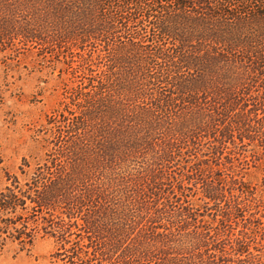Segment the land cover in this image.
I'll return each mask as SVG.
<instances>
[{"label":"rangeland","instance_id":"obj_1","mask_svg":"<svg viewBox=\"0 0 264 264\" xmlns=\"http://www.w3.org/2000/svg\"><path fill=\"white\" fill-rule=\"evenodd\" d=\"M34 1L0 0V193L19 185L30 194L0 206V264H264V0L248 3L256 19L234 29L196 26L177 37L170 28L165 39L149 29L144 41L166 42L172 58L134 85L114 74L126 82L117 85L127 94L122 104L145 121L121 170L78 167L99 203L114 206L104 210L114 232L99 235L86 222L96 203L81 193L70 213L40 208L33 180L44 164L57 178L72 158L62 133L69 142L97 133L71 92L90 91L93 79L108 85L110 61L96 54L86 63L73 31L54 26L57 17L42 15L44 0ZM36 11L50 31L37 39L24 29ZM181 49L190 55L180 58ZM109 120L113 140L132 134Z\"/></svg>","mask_w":264,"mask_h":264},{"label":"trees","instance_id":"obj_2","mask_svg":"<svg viewBox=\"0 0 264 264\" xmlns=\"http://www.w3.org/2000/svg\"><path fill=\"white\" fill-rule=\"evenodd\" d=\"M38 1L35 0L34 3ZM259 1L44 0V4L43 2L41 4L45 13H42V15L50 14L53 17H57V20H53L54 26L58 24L60 27L63 26L62 30H67L68 35L69 32L73 31L75 37L73 40L76 41L74 46L79 49V52L81 51L80 53L78 52V56L89 64L94 61L93 57L96 54H98V58H108L110 61L108 70L111 71L113 77L107 83L108 85L101 81L97 84L93 79L90 83L92 85L90 91L84 92L83 87H80L77 91L71 92V95L75 96L77 105L83 107L81 109L82 119L98 130L94 135H83L79 138L77 137V139L74 138L72 142L68 141L67 134L62 133L60 135L66 144L71 145L68 151L72 153V158L67 154L69 157L64 161L66 164L63 165V169L59 172L57 178H53L52 173L48 176L45 164L43 169L39 170L33 180L34 191L38 190L33 200L37 206L40 208L45 206L50 210L61 206L70 213L74 210V207L68 206V204L79 198L80 194L83 193L82 199H87L91 204L96 203L92 210L86 212L89 215L86 219L88 232H97L98 235L100 233H108V231L114 232V230H107L111 226L110 220L104 211L106 207H114L112 202L100 204L97 197L91 193V180L85 172H81L78 168L86 165L85 167L88 170L96 173L100 172L101 174L103 169L110 170V174L114 173L115 169L119 171L122 169L121 166L125 156L132 149H135L133 145L140 143V136L145 121L143 114L135 108L132 109L129 103L128 106L125 103L122 104L121 100L124 97H122L121 92L123 90L118 91L117 85L121 89L119 82H126L122 78H114V74L121 73V75L126 77L124 79L129 81L126 85H134L139 81L142 82L149 77H154L153 74L156 67L160 65V59L172 58V53L176 50L167 47L166 42H159L153 46V43L144 41L149 29L152 32V39L154 37H164L165 39V35L172 36L170 28L173 29L171 31H174L177 37H181V34L178 33L179 31H186L189 35H192L196 26L211 29L219 27L231 29L238 22L246 23L256 19V11L249 9L251 4L249 5L248 3H258ZM232 5L237 7L234 8ZM38 8L34 7L37 10ZM34 14L27 22L30 25L24 29L27 30L30 36L37 39V32L41 33V30H43L50 33V31L48 22L46 23L45 21L43 23V20H40L42 15L38 14L37 11ZM95 24H98V27L92 26ZM144 33L145 35H143ZM43 40L48 42L45 37ZM161 41L164 40L162 39ZM100 42L104 43V49L100 50L102 53H97V47ZM172 50L173 52H171ZM190 53L187 49L179 51V54L182 55L180 58L188 57ZM71 56L74 57L75 55ZM122 93L124 94V91ZM124 95L127 96V94ZM128 101L131 102L132 100ZM111 117H115L116 123L121 125L119 132H131L132 134L129 137H118L113 140L111 135L116 132V129L112 125V127H106L105 125V123L110 121L109 118ZM80 121L82 120L76 123V128H78ZM126 121L127 123L125 124ZM112 122L114 121L111 120L110 123ZM70 125L65 132H69V129H71ZM97 125H102L104 129H100ZM106 129H109L107 130L108 132H106ZM100 131L103 133H100ZM58 133L61 132L58 131ZM66 144L64 146L68 149ZM74 153L76 156H82L80 157L82 160L81 164L77 162L78 157H75ZM84 160H87L89 164ZM78 173H81L83 178L78 177ZM110 174L108 173L105 177L107 180H113ZM57 179H61L64 184L58 186L55 182ZM18 188H20L19 185L13 188L8 186L9 192H1L0 206H14L24 200L25 197H30L28 191L15 190ZM93 188H97V185ZM100 191L98 193H101ZM20 233H24V231H20ZM36 233V230L27 232L26 235L30 237L28 240L30 243ZM15 237L20 238L21 236Z\"/></svg>","mask_w":264,"mask_h":264}]
</instances>
